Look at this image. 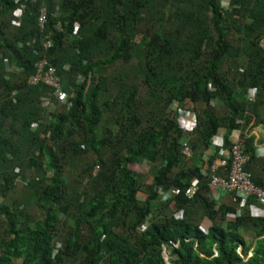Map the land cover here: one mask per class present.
Instances as JSON below:
<instances>
[{
	"label": "trees",
	"instance_id": "obj_1",
	"mask_svg": "<svg viewBox=\"0 0 264 264\" xmlns=\"http://www.w3.org/2000/svg\"><path fill=\"white\" fill-rule=\"evenodd\" d=\"M43 61L64 102L31 84ZM262 112L264 0H0V264H264V218L227 222L238 201L216 205L204 162L239 132L264 190Z\"/></svg>",
	"mask_w": 264,
	"mask_h": 264
},
{
	"label": "built area",
	"instance_id": "obj_2",
	"mask_svg": "<svg viewBox=\"0 0 264 264\" xmlns=\"http://www.w3.org/2000/svg\"><path fill=\"white\" fill-rule=\"evenodd\" d=\"M22 8L18 9L15 13L16 17H20L22 14ZM41 27H44L46 23V8L41 9V14L39 18ZM46 47L51 46V42H46ZM47 62L43 61L37 65V73L32 76L30 82L33 85L40 83L45 84L46 86L54 88L55 94L59 97L61 101L66 100L65 94L62 92L60 87V81L56 76V71L53 67L46 69ZM250 97L254 98V93L251 92ZM44 106L53 108L49 99L44 100ZM175 110L179 113L178 123L180 128L185 134L191 133L197 127V121L194 114L188 109L178 108L176 104H173ZM213 146L218 149L216 160L210 164L211 155L205 158L204 162L206 169L209 168L212 179H211V193L210 198L216 203L219 207L223 201V195L221 193L229 195L233 202L238 201V206H236V211L230 213L227 216L228 221H235L248 207L250 215L256 218H264V190L256 186L251 180L250 174L245 170L246 166L250 161V156L244 152L242 145L240 144L239 138L230 148H225L224 138L222 135H218L213 140ZM181 152L190 160L193 158V151L187 140H184L182 145ZM220 169H225L227 171L226 177L218 175ZM200 188L199 180L195 179L192 181L190 187L188 188L186 194L189 198L194 197ZM178 193L177 189H171L168 191H161L160 195L163 201L170 200L172 196ZM250 200H253L252 203H249ZM176 218H182L183 212L177 211L175 213ZM177 247V245H175ZM165 254V259L167 260Z\"/></svg>",
	"mask_w": 264,
	"mask_h": 264
},
{
	"label": "rangeland",
	"instance_id": "obj_3",
	"mask_svg": "<svg viewBox=\"0 0 264 264\" xmlns=\"http://www.w3.org/2000/svg\"><path fill=\"white\" fill-rule=\"evenodd\" d=\"M187 107L191 108L192 105L188 104ZM262 114L264 117V112H262ZM252 124H253V122L251 121L249 124L250 125V128H249L250 132L256 131V130H262V127H253ZM251 126H252V128H251ZM233 135L235 136L236 134H233ZM233 135H231V141H233V139L235 138V137H233ZM129 168H130V170H132L138 174H141L143 176V183H145L146 185H150L153 183V176L150 172V165L147 164L146 162H144L142 164H131V165H129ZM18 189H19V187H18ZM144 198H145L144 194L139 195V199L143 200ZM166 256H168V255H166ZM167 260H168V257H167ZM168 264H170V263H168Z\"/></svg>",
	"mask_w": 264,
	"mask_h": 264
},
{
	"label": "crops",
	"instance_id": "obj_4",
	"mask_svg": "<svg viewBox=\"0 0 264 264\" xmlns=\"http://www.w3.org/2000/svg\"><path fill=\"white\" fill-rule=\"evenodd\" d=\"M247 131V136H254L255 138V144L257 147V155L260 159L264 160V129L262 128V130H256V131H251L246 130ZM236 134L235 136L233 135V137H235L233 139L232 142H236V140L239 138L240 133H234ZM224 138V137H223ZM223 195V201L228 202L231 198L229 197V195L221 193Z\"/></svg>",
	"mask_w": 264,
	"mask_h": 264
},
{
	"label": "clouds",
	"instance_id": "obj_5",
	"mask_svg": "<svg viewBox=\"0 0 264 264\" xmlns=\"http://www.w3.org/2000/svg\"><path fill=\"white\" fill-rule=\"evenodd\" d=\"M167 262H169V259L168 260H166Z\"/></svg>",
	"mask_w": 264,
	"mask_h": 264
}]
</instances>
